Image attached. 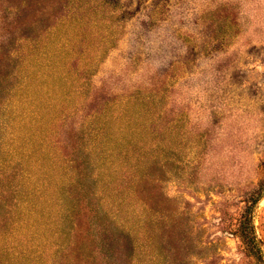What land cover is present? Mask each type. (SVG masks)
Here are the masks:
<instances>
[{"label":"rangeland","instance_id":"1","mask_svg":"<svg viewBox=\"0 0 264 264\" xmlns=\"http://www.w3.org/2000/svg\"><path fill=\"white\" fill-rule=\"evenodd\" d=\"M0 264H264V0H0Z\"/></svg>","mask_w":264,"mask_h":264},{"label":"trees","instance_id":"2","mask_svg":"<svg viewBox=\"0 0 264 264\" xmlns=\"http://www.w3.org/2000/svg\"><path fill=\"white\" fill-rule=\"evenodd\" d=\"M258 196L259 195H257L253 199L254 200L253 202L258 200ZM251 220H252L251 211H250V207L248 206L244 211L243 220L239 226L240 236H241L243 242L245 244H248V245L249 244L250 245L255 244L253 233H252V222H251Z\"/></svg>","mask_w":264,"mask_h":264}]
</instances>
